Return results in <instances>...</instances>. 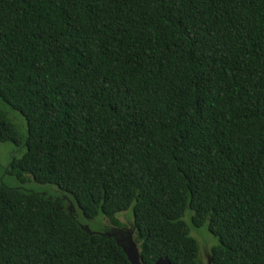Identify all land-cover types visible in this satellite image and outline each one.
<instances>
[{
    "label": "trees",
    "instance_id": "1",
    "mask_svg": "<svg viewBox=\"0 0 264 264\" xmlns=\"http://www.w3.org/2000/svg\"><path fill=\"white\" fill-rule=\"evenodd\" d=\"M0 142L85 218L132 209L141 264H201L189 211L211 264H264V0H0ZM68 204L0 185V264H131Z\"/></svg>",
    "mask_w": 264,
    "mask_h": 264
},
{
    "label": "rangeland",
    "instance_id": "2",
    "mask_svg": "<svg viewBox=\"0 0 264 264\" xmlns=\"http://www.w3.org/2000/svg\"><path fill=\"white\" fill-rule=\"evenodd\" d=\"M13 117L18 119V121H13L23 135L27 134L26 122L23 117L19 114L11 112ZM11 120V119H10ZM17 152V148L11 143H1L0 142V185H4L12 189H20L25 192H35L37 194L46 196L48 198L63 200L67 202V194L61 191L57 186L53 185H41L35 183L33 180L27 182H21L16 178L8 174V170L12 161V157ZM18 157L23 155L22 151L15 154ZM68 210L74 218L79 222L81 226H84L91 234H98L101 236H113L120 241L122 246L128 247L130 244H136L135 237V227L133 222V210L130 209L127 212H123L118 215V219L121 222V228L113 227L110 222L104 217L100 216L97 219L89 220L85 218L82 211L77 205L68 204ZM191 212H187L185 216V221L191 227L192 237L195 238L200 246V263L201 264H211V251L212 248L218 245V240L209 232V230L204 227L201 229L194 228L191 223ZM140 252V250H139Z\"/></svg>",
    "mask_w": 264,
    "mask_h": 264
},
{
    "label": "water",
    "instance_id": "3",
    "mask_svg": "<svg viewBox=\"0 0 264 264\" xmlns=\"http://www.w3.org/2000/svg\"><path fill=\"white\" fill-rule=\"evenodd\" d=\"M108 237H112L117 241L118 245L122 247V249L124 250V252L128 256V259H129L131 264H141L140 252H139V249L135 243L134 244L132 243L128 247H125V246H122L120 244V241L118 239H116L115 237H113L111 235H109ZM156 264H171V263L166 261V260H159Z\"/></svg>",
    "mask_w": 264,
    "mask_h": 264
}]
</instances>
